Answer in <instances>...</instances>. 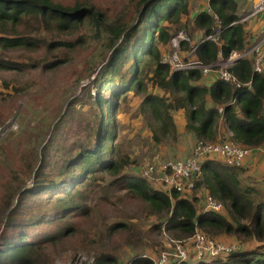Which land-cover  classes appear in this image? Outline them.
Here are the masks:
<instances>
[{
  "label": "trees",
  "instance_id": "trees-1",
  "mask_svg": "<svg viewBox=\"0 0 264 264\" xmlns=\"http://www.w3.org/2000/svg\"><path fill=\"white\" fill-rule=\"evenodd\" d=\"M124 1L130 7L111 0L108 16L104 0H0V50H45L46 45L48 56H58L26 63L1 55L0 69H56L68 60L63 52L87 39L102 45L104 56L108 53L94 77L93 106L82 110L76 99L68 101L40 146L38 132L44 129L32 124L24 107L20 132L0 142V264H56L59 253L79 249L94 253L93 264H154L156 254L136 253L119 262L121 241L132 244L135 238H126L124 221L109 222L102 214L100 206L113 204L116 193L118 200H138L161 218L152 229L162 230V248L169 238L187 239L196 231L235 245L224 255L171 264H264V196L253 182L258 177L264 187V174L256 163L234 166L207 156L199 161L202 174L192 189H167L158 181L161 189L131 171L137 161L120 147L118 132V114L121 125H129L128 115L136 112L157 143L189 132L195 141L264 147V71H253L251 57L229 67L238 86L196 68L172 70L161 62L173 52L171 39L179 31L190 37V42L180 41L181 53L194 46L192 56L203 64L226 60L254 44L246 21H240L243 2L198 0L199 8L193 9L197 0ZM258 16L264 20V10ZM175 112L183 122H176ZM4 122L0 114V126ZM219 130H224L220 137ZM30 153L32 183L25 186L14 165L21 168V157ZM208 197L221 209L204 210Z\"/></svg>",
  "mask_w": 264,
  "mask_h": 264
},
{
  "label": "rangeland",
  "instance_id": "rangeland-1",
  "mask_svg": "<svg viewBox=\"0 0 264 264\" xmlns=\"http://www.w3.org/2000/svg\"><path fill=\"white\" fill-rule=\"evenodd\" d=\"M240 1L243 2V7L245 9V11L241 13L242 19L250 12L251 4L253 5L258 0ZM110 2L111 0H104L103 3L107 5ZM199 4L198 0L195 1L192 5L193 9L199 8ZM123 5L124 8L130 7V3L126 4L124 0ZM107 6L109 8L107 7L105 12L108 16H112V4ZM118 15H121V13ZM243 21L247 23L245 28L252 32L254 43L259 42L264 36V28L262 29L261 27L257 29L260 23L259 21H261L258 14L249 16L247 19H243L242 22ZM179 32H185L187 34L186 31ZM191 39L194 41L193 36H191ZM252 45L246 47L245 50L248 51ZM102 49L103 46L99 45L95 39H87L80 43L79 47L75 49L68 48L67 51L63 52L68 56V60L60 63L56 69H43L41 65L22 71L0 69V114L4 117L5 122L3 126L7 125L8 121H14L16 124L15 128L9 129L13 131L10 135L7 136V132L5 136L0 137V142L20 132L21 125L19 116L24 107L29 110L28 117L32 119V124L38 122L39 127L44 129L38 132V137H40L38 146H40L44 144V140L48 138L53 125L62 116V112L68 101L76 99L78 101V106H81L82 110L93 106L92 97L96 92L93 83L94 77L102 67L108 55V53H106L104 56L105 53L101 52ZM186 53L182 52L183 56ZM1 55L12 60L26 63L36 61L43 63L47 57V60L58 57H52L50 54L48 56L46 45L45 50H42V48L34 50H0V56ZM249 55H251V53H249ZM218 61L222 62L224 60L219 59ZM222 66L224 65L222 64ZM88 94L91 95V100L89 102H87ZM13 102L14 105H12ZM137 103L138 101L135 102L136 105ZM10 110L11 112L8 113ZM135 113L136 112H133L130 116L128 115L130 119L129 125H127L125 121H123L121 125V114L117 116L119 119L118 132L120 147L122 146L123 150L137 161V164L131 167V171L140 173L147 164L151 163L144 164L147 159L151 158L154 154H159L163 162L180 159L190 155L197 141L191 137L189 132L178 133L175 141H172L169 136H166L157 143L151 137V132L145 127L144 121L138 118ZM174 115L175 120L181 119L178 113L175 112ZM221 125H223L222 120H219L218 128H220ZM219 134H222L220 130ZM34 136H36V133H34ZM188 137H191L192 143L190 145H185L189 140ZM32 160L33 158L30 153L25 159L21 157V168H18L17 162L14 165V167L18 169V174L25 186H30L32 183V172L28 170L30 164H32ZM12 161H14L13 158ZM158 164L155 165L154 171L151 174L153 177L149 178L147 181L154 187L163 189V185L158 182L159 180L157 179V175H160ZM254 178H257V180L253 179V182L258 184V189L264 196V187H262L261 181H259L258 177ZM114 195L115 196L112 198L113 204H103L100 206L101 210H103L102 214L106 215L107 221L109 222L115 220L124 221L127 224L126 238L128 236L135 238V242L132 244H126V242L121 241V247L118 252L119 262L123 263L129 261L136 253L147 256L156 254L152 258L159 256L163 249L162 241L164 236L162 230L161 232L157 231L152 229V226L158 221H161V218L152 215L146 204L138 200H128L125 197L118 200L120 194L116 193ZM3 221L4 216H1L0 233L3 230ZM86 255L94 256V253L83 249H79L75 252L68 250L59 253L55 258V263L80 264V259Z\"/></svg>",
  "mask_w": 264,
  "mask_h": 264
},
{
  "label": "built area",
  "instance_id": "built-area-1",
  "mask_svg": "<svg viewBox=\"0 0 264 264\" xmlns=\"http://www.w3.org/2000/svg\"><path fill=\"white\" fill-rule=\"evenodd\" d=\"M263 10L264 0H258L252 5L251 11L242 19L240 18V21L247 19L249 16L258 14ZM207 38L214 39V36H208ZM181 40L190 42V37L185 32H178L171 39L173 52L169 56H163L161 58V62L168 64L172 70L196 68L201 71L203 76H216L219 79L229 81L237 86L240 82L236 75L229 70L234 58L251 57L253 71H264V36L259 42L254 43L249 50L247 49L248 51H233L226 60L222 62L217 61L214 64H203L192 56L194 46L182 58L179 45ZM249 53H251V55H249ZM219 59H221V57H219ZM222 64L226 67L222 66ZM218 110L221 112L222 107ZM15 125L14 121H8L7 125L0 126V137L5 136L7 132L10 131V128H15ZM258 152L262 155L261 165L264 174V147L259 146L251 148L242 146L232 140H220L216 142L197 141L189 156L172 161L163 162L160 159V155L155 154L154 159L141 170L140 174L142 177L148 179L152 178L153 176H151V174L154 171L155 165L159 163L158 168L160 169V175H157V179L161 181L167 189L171 188L183 192L185 189H192L194 187V181L201 176L202 172L199 161L205 157L216 156L222 158L229 165L244 166L246 162L250 161L253 154ZM221 207V203L208 197L204 205V210L212 209L218 211ZM234 246V244L225 245L217 242L214 239L206 237V235L200 231H196L192 237L187 239L169 238L165 248L161 250V254L153 258V263L171 264V261L174 260L186 261L190 258L200 259L203 256L217 257L226 254ZM93 261L94 256L86 255L80 259V264H92Z\"/></svg>",
  "mask_w": 264,
  "mask_h": 264
},
{
  "label": "crops",
  "instance_id": "crops-1",
  "mask_svg": "<svg viewBox=\"0 0 264 264\" xmlns=\"http://www.w3.org/2000/svg\"><path fill=\"white\" fill-rule=\"evenodd\" d=\"M252 3H253V1H252ZM251 8H252V4H251ZM251 11V10H250ZM259 18L261 19V16H259ZM260 23H259V26L257 27V29H259V28H261L262 27V29L264 28V20H262L261 19V21H259ZM234 60H236L235 58L233 59V61ZM207 81H209L208 80V78L205 80V83H207V84H209V82H207ZM179 114V113H178ZM180 115V114H179ZM176 122H178V123H181V122H183V120L182 119H178V120H176ZM177 124V123H176ZM178 125V124H177ZM179 127V129L180 130H182L181 129V127H182V125L181 124H179L178 125ZM224 134V130H223V132H222V134L221 135H223ZM229 134V132L227 131V133H226V135H228ZM220 134H219V137L221 136ZM188 142L185 144V145H190L191 143H192V140H191V137H188ZM183 151H184V149H183ZM161 157V156H160ZM184 157H186V156H184ZM184 157H182V158H184ZM261 158H262V155L258 152V153H254L253 154V156H252V158H251V160H250V162H254V163H256V167H258L259 169H260V171H262V165H261V162H260V164L259 163H257L258 161H260L261 160ZM262 161V160H261Z\"/></svg>",
  "mask_w": 264,
  "mask_h": 264
}]
</instances>
